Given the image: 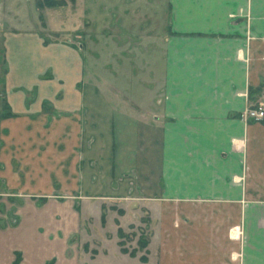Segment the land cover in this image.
Wrapping results in <instances>:
<instances>
[{
    "label": "crops",
    "instance_id": "obj_1",
    "mask_svg": "<svg viewBox=\"0 0 264 264\" xmlns=\"http://www.w3.org/2000/svg\"><path fill=\"white\" fill-rule=\"evenodd\" d=\"M167 5L146 111L143 95L85 84L64 100L40 86L32 69L46 68V53L31 62L30 36L0 16L14 72L0 77V199L90 201L117 229L109 264H264V125L241 118L264 102V0ZM143 216L147 247L131 253L120 230Z\"/></svg>",
    "mask_w": 264,
    "mask_h": 264
},
{
    "label": "rangeland",
    "instance_id": "obj_2",
    "mask_svg": "<svg viewBox=\"0 0 264 264\" xmlns=\"http://www.w3.org/2000/svg\"><path fill=\"white\" fill-rule=\"evenodd\" d=\"M167 12V0H75L43 8L37 0H0L1 20L15 18L13 26L30 36L26 53L31 62L43 53L47 55L43 60L46 68L32 69L33 81L38 80L40 86L52 85L57 96L64 100L76 96L85 84L106 96L143 95L148 100L143 104L145 111L153 105L149 98L155 94L153 67L159 56H155L159 53L155 50L158 36L162 42L166 32ZM36 38L40 47L35 44ZM8 43L9 39L0 35L3 84L7 77L14 76L13 69H7L10 63L6 66L4 62L10 53ZM108 66L110 70L106 71ZM156 67L157 70L161 67L160 61ZM20 72L15 71L16 81ZM21 73L25 78L27 73ZM3 84L0 83V92L8 93ZM39 85L36 91H40ZM18 90L27 91L21 87ZM260 103L264 106L257 99L248 108ZM241 118L264 125V118L259 121L242 115ZM259 148L256 160L263 162L264 148ZM141 219V225L134 226L136 229L120 232L124 244L134 250L141 249L140 238L147 241L150 236L145 225L147 218ZM107 233L114 235L112 240ZM115 235L117 229L111 218L87 200L0 199V264H109L117 250Z\"/></svg>",
    "mask_w": 264,
    "mask_h": 264
},
{
    "label": "trees",
    "instance_id": "obj_3",
    "mask_svg": "<svg viewBox=\"0 0 264 264\" xmlns=\"http://www.w3.org/2000/svg\"><path fill=\"white\" fill-rule=\"evenodd\" d=\"M67 2H75V0H37V4L40 8L46 7V6H57V5H64ZM122 230H120L121 232ZM148 241H144V238L139 239V245L141 249H145L147 247ZM121 245H124V242H120ZM125 251H128L127 248H122ZM137 250H132L131 253H136ZM146 257H143V260H145Z\"/></svg>",
    "mask_w": 264,
    "mask_h": 264
},
{
    "label": "built area",
    "instance_id": "obj_4",
    "mask_svg": "<svg viewBox=\"0 0 264 264\" xmlns=\"http://www.w3.org/2000/svg\"><path fill=\"white\" fill-rule=\"evenodd\" d=\"M242 117H244L245 119H249V120H261L264 118V106L262 103L258 104L255 107H250L248 109H246L243 114Z\"/></svg>",
    "mask_w": 264,
    "mask_h": 264
}]
</instances>
